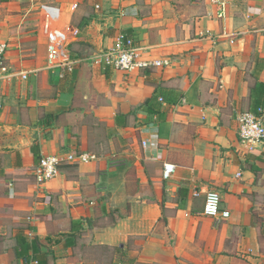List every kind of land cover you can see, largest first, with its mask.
<instances>
[{"label":"crops","instance_id":"0c3cea01","mask_svg":"<svg viewBox=\"0 0 264 264\" xmlns=\"http://www.w3.org/2000/svg\"><path fill=\"white\" fill-rule=\"evenodd\" d=\"M182 1L0 0L5 61L28 72L0 82L3 200L25 211L2 248L10 264H264V141L239 142L235 120L264 121V0H235L225 20L207 0L185 15ZM70 28L73 71L48 69L47 32ZM122 33L168 65H93ZM33 146L40 158L96 160L63 163L39 184ZM163 163L176 166L170 179ZM18 173L29 182L17 196ZM208 191L227 219L202 214Z\"/></svg>","mask_w":264,"mask_h":264},{"label":"built area","instance_id":"2783aa9c","mask_svg":"<svg viewBox=\"0 0 264 264\" xmlns=\"http://www.w3.org/2000/svg\"><path fill=\"white\" fill-rule=\"evenodd\" d=\"M216 8V18L225 20L227 10L235 0H207ZM74 8L77 6L74 5ZM39 10L47 18L56 20L61 11L51 5H41ZM79 35L77 28H70L68 31H48L47 38V68L50 70L63 69L68 72L73 71L74 62L68 58L67 46L69 42ZM7 44L0 43V82L19 78L26 80L28 72H15L5 61ZM93 65L107 67L113 70L130 73L145 70L151 67H164L168 65L167 60H148L140 56L139 48L136 46L134 38L127 34H120L117 38L116 46L101 51L91 58ZM237 122L238 140L242 144L253 146L264 141V121L260 114L252 112H241L235 117ZM96 160L93 154H59L46 155L40 158L35 169V178L39 184H44L58 175L61 164H78ZM176 170V166L171 163H163L162 178L170 179ZM221 198L215 191H208L204 197V208L202 214L214 221L225 220L229 217V212L221 210Z\"/></svg>","mask_w":264,"mask_h":264},{"label":"rangeland","instance_id":"374dc122","mask_svg":"<svg viewBox=\"0 0 264 264\" xmlns=\"http://www.w3.org/2000/svg\"><path fill=\"white\" fill-rule=\"evenodd\" d=\"M183 9L182 13L185 15L192 14L193 16L199 13V7L203 5L202 0H183L182 1ZM104 127V126H103ZM99 128L98 131L100 132V137H105V129ZM94 148L100 149L99 146L95 145ZM11 178L15 181L13 190L17 191L18 193L22 192L24 186L29 179L24 175V173H18L17 175L11 176ZM9 188V183L5 181V179L0 178V263L1 264H10V256L9 254L2 255L3 253V245L8 244L7 240L9 241L12 238L13 234L16 230L22 228V226L15 222L19 220L20 217L25 215V211L16 206L14 202H5L3 199L6 197L5 191ZM16 197V193L12 194ZM15 222V223H14Z\"/></svg>","mask_w":264,"mask_h":264},{"label":"trees","instance_id":"16d2710c","mask_svg":"<svg viewBox=\"0 0 264 264\" xmlns=\"http://www.w3.org/2000/svg\"><path fill=\"white\" fill-rule=\"evenodd\" d=\"M255 114H256V112H255ZM32 153H33V156L35 158L36 165H38L39 160H40V157L38 156V152L36 151V147L35 146L32 147ZM20 238H18L17 241H16L17 247H16V250H14V256H15V258H18L19 257L18 256V252H19V250H22V245H23V242L22 241H23V239L21 238L22 239L21 240Z\"/></svg>","mask_w":264,"mask_h":264}]
</instances>
